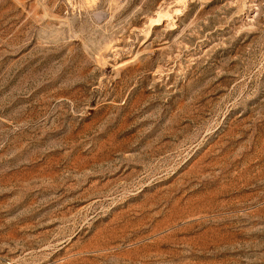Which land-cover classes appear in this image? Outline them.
Instances as JSON below:
<instances>
[{"label": "rangeland", "instance_id": "obj_1", "mask_svg": "<svg viewBox=\"0 0 264 264\" xmlns=\"http://www.w3.org/2000/svg\"><path fill=\"white\" fill-rule=\"evenodd\" d=\"M0 264H264V0H0Z\"/></svg>", "mask_w": 264, "mask_h": 264}]
</instances>
